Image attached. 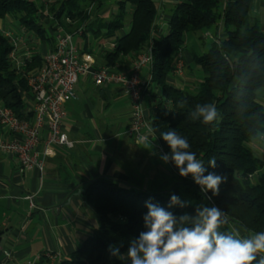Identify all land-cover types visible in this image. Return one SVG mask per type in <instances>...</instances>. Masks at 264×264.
<instances>
[{"label": "trees", "instance_id": "16d2710c", "mask_svg": "<svg viewBox=\"0 0 264 264\" xmlns=\"http://www.w3.org/2000/svg\"><path fill=\"white\" fill-rule=\"evenodd\" d=\"M105 1L57 0L49 11L68 33L87 23L82 36L90 32L112 41L114 48L105 54V67L117 68L121 57L132 54L137 59L151 47L149 87L151 94L153 88L160 91L150 120L157 146L170 155L171 149L161 134L175 130L187 138L189 151L204 161L205 175L225 177L215 195L211 191L203 193L194 180L187 182L179 175L180 184L192 187L193 196L205 206L218 207L227 214L228 223L220 227V232L233 233L236 227L240 238H247L250 231H264V149L255 155L250 147L253 140L264 136V32L250 16L253 0H175L167 12L166 33L155 31L159 9L152 0H114L113 18L92 22L89 8L98 11ZM43 10L35 0H0V19H13L26 31L39 35L43 31L38 18ZM66 20L70 21L67 26ZM126 22L129 28L121 34ZM217 29L221 37L214 34L207 49L200 54L191 52L192 65L202 72V80L190 90L169 84L167 79L176 64L183 61L186 66L182 56L187 50L186 37L196 35L202 42L206 33ZM11 51L10 41L0 35V103L22 117L21 93L28 91L10 62ZM32 66L29 64L26 70ZM204 103L216 105L218 124L205 125L191 118L195 106ZM212 158L216 159L215 167L208 164ZM167 164L179 174L171 160ZM173 194L178 196L176 187L152 192L104 178L89 182L85 198L97 217L94 234L70 256L61 258L59 264H131L130 260L112 256L109 246L126 254L130 241L146 231V202L164 207L177 217L196 215L198 206L186 201L179 199L183 207L170 205ZM44 255L36 264H49ZM262 257L264 253H257L253 264H259Z\"/></svg>", "mask_w": 264, "mask_h": 264}, {"label": "crops", "instance_id": "0c3cea01", "mask_svg": "<svg viewBox=\"0 0 264 264\" xmlns=\"http://www.w3.org/2000/svg\"><path fill=\"white\" fill-rule=\"evenodd\" d=\"M55 1L49 2L52 5ZM113 1L109 0L108 5L105 1L98 11H94L93 6L89 8L91 21L111 20L116 12ZM152 1L162 17L156 23L155 31L166 33L167 12L175 0ZM44 12L45 9L38 18L42 36L26 31L13 19H0V35L9 41H20L17 57L21 58L28 52L31 57L28 62L33 64L30 70L40 67L42 58L54 47L55 33L67 32L65 27L59 26L56 31L54 23L58 24L49 9L50 15L45 16ZM104 15H108V19H104ZM250 16L258 21L260 30L264 32V0L252 1ZM64 24L67 26L70 21L66 20ZM214 34L222 36L220 29L210 31L204 35L203 43L198 41V47L190 48V52L200 54L206 41L211 42ZM75 44L83 63L85 55L91 56V71L105 67V54L112 51L110 45H114L112 41L90 32L76 36ZM182 56L186 65L183 76L172 75L167 82L176 88L190 90L202 80L203 74L192 65L189 52H183ZM135 61V56L130 54L121 57L116 66L121 72L128 73ZM159 94L160 91L153 88L152 94L143 98L147 119L154 115ZM21 97L23 104L27 105L26 93H21ZM129 110L119 86L95 87L91 73H87L78 80L75 99L63 106L65 119L62 131L73 143L72 149L50 146L51 155L44 158L46 146L40 142L37 153L38 159L44 158V166L30 170H22L14 156L0 154V264H36L44 253L65 259L85 239L92 237L97 217L86 201L85 189L95 179L115 180L144 191L159 192L163 189V175L159 176L149 165L153 163L148 158L149 147L136 144L126 135ZM10 138L0 129L1 140L6 142ZM134 157L142 158L132 167ZM29 197L33 198L34 207Z\"/></svg>", "mask_w": 264, "mask_h": 264}, {"label": "built area", "instance_id": "2783aa9c", "mask_svg": "<svg viewBox=\"0 0 264 264\" xmlns=\"http://www.w3.org/2000/svg\"><path fill=\"white\" fill-rule=\"evenodd\" d=\"M161 20L162 17L158 13L155 26ZM86 25L87 23L73 33H68L58 32V25L54 23L57 31L54 35V47L42 58L40 67L34 70H26L31 58L28 52L21 58L17 57L20 41L10 39L12 51L9 59L13 68L26 83L28 104H23V116L17 117L0 103V129L11 137L6 142L0 139V154L17 158L22 170L41 169L45 163L44 158L51 155L50 146L67 150L73 148V143L62 131L65 119L63 106L75 99L78 80L87 73H91L95 87L115 85L121 88L130 106L127 137L138 145H154L151 119H147L143 111V97L151 94L149 87L152 78L151 47H147L139 55L128 73L108 67L91 71L90 67L93 64L91 56L85 55L83 63L74 42L75 36H82ZM110 48L113 49L114 45H110ZM183 74L184 64L179 61L172 75L182 77ZM40 142L46 146L43 159H38L37 148ZM156 148L161 155L164 154L161 148L158 146ZM28 199L34 207L33 198ZM44 256L49 264H59L61 260L51 253H45Z\"/></svg>", "mask_w": 264, "mask_h": 264}, {"label": "clouds", "instance_id": "9594fccd", "mask_svg": "<svg viewBox=\"0 0 264 264\" xmlns=\"http://www.w3.org/2000/svg\"><path fill=\"white\" fill-rule=\"evenodd\" d=\"M190 116L205 125H216L220 113L214 103H204L197 104ZM161 138L171 149L170 155H161L162 161L171 160L181 177L191 175L203 193L218 194L225 177L215 173L205 175L204 161L189 151L191 145L187 138L175 130L162 133ZM208 164L215 167L216 159L212 158ZM176 204L183 207L179 197L173 194L170 205ZM145 206L148 209L143 217L146 231L130 241L126 254L110 245L112 256L130 260L131 264H253L256 254L264 253V231H250L247 238H240L236 231L220 232V227L228 223V216L218 207H198L195 216L177 217L150 201ZM259 264H264V257Z\"/></svg>", "mask_w": 264, "mask_h": 264}, {"label": "rangeland", "instance_id": "374dc122", "mask_svg": "<svg viewBox=\"0 0 264 264\" xmlns=\"http://www.w3.org/2000/svg\"><path fill=\"white\" fill-rule=\"evenodd\" d=\"M49 1H54V0H35V2L37 3L38 6L44 7V9H45L44 15L45 16L50 15V13L48 12V9L50 8V5L52 2L50 3ZM108 1L109 0H106V4ZM104 16H105L104 19H108V17H107L108 15H104ZM128 28H129V25H128V22H126L125 27L122 31L126 32L128 30ZM75 37H74V42H75ZM209 43H210V41H206L205 46L202 48V50L207 49ZM197 47H198L197 36L196 35H188L186 37V48H187L186 52H189L191 54L190 48L196 49ZM184 72H185V66H184ZM147 97H148V95L145 96V98H147ZM129 108H130V106H129ZM146 108L148 109L147 105H146ZM129 112H130V110H129ZM153 143H154V145H147L149 147L148 152L150 154V156L148 157L150 159L149 161L153 162V163L151 162L152 164H149V165L155 169L154 171L157 172L159 174V176L163 175L165 185L163 186V189H161V190H171L173 187H176V191H177V194H178V197L180 200L186 201V202L193 204L195 206H198V207L205 206L204 202L202 200L196 199L193 196V188L192 187H190L189 185L185 186L184 184H180V182L182 180H181V178H179V174L175 173V172L173 173L171 170V167L167 163L162 161V159L160 158L161 154L159 153L158 149L156 148L157 143H156L155 139H153ZM250 147L253 149L255 155H258L261 152V150L264 149V136H261L255 140H253V142L250 143ZM141 158L142 157H139L137 159L136 157H134L131 166L134 167V165L136 164V161L141 160ZM186 179H187V182H191V180H193L191 175L186 177ZM87 207H89V206L87 205ZM232 229H233V231L239 232L236 227H233ZM239 234H240V232H239Z\"/></svg>", "mask_w": 264, "mask_h": 264}, {"label": "water", "instance_id": "95a60500", "mask_svg": "<svg viewBox=\"0 0 264 264\" xmlns=\"http://www.w3.org/2000/svg\"><path fill=\"white\" fill-rule=\"evenodd\" d=\"M78 194H79V192H78Z\"/></svg>", "mask_w": 264, "mask_h": 264}]
</instances>
